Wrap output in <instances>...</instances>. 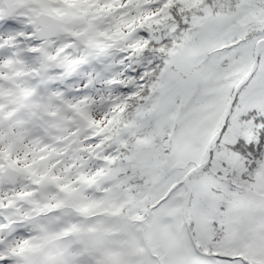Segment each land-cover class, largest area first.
Returning a JSON list of instances; mask_svg holds the SVG:
<instances>
[{
	"label": "snow or ice",
	"instance_id": "1",
	"mask_svg": "<svg viewBox=\"0 0 264 264\" xmlns=\"http://www.w3.org/2000/svg\"><path fill=\"white\" fill-rule=\"evenodd\" d=\"M0 264H264V0H0Z\"/></svg>",
	"mask_w": 264,
	"mask_h": 264
}]
</instances>
